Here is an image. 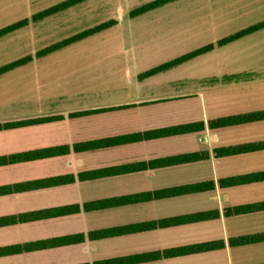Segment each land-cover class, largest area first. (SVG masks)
I'll use <instances>...</instances> for the list:
<instances>
[{
	"label": "crops",
	"instance_id": "1",
	"mask_svg": "<svg viewBox=\"0 0 264 264\" xmlns=\"http://www.w3.org/2000/svg\"><path fill=\"white\" fill-rule=\"evenodd\" d=\"M240 39L145 78L169 60L1 73L0 264H264V49L222 58Z\"/></svg>",
	"mask_w": 264,
	"mask_h": 264
},
{
	"label": "rangeland",
	"instance_id": "2",
	"mask_svg": "<svg viewBox=\"0 0 264 264\" xmlns=\"http://www.w3.org/2000/svg\"><path fill=\"white\" fill-rule=\"evenodd\" d=\"M65 1L0 0V30L28 20L26 26L0 37V66L27 60L18 66L26 67L25 73L29 68L32 74L45 75L46 70L54 69V74L61 75L67 73L62 65L77 67L78 61L127 58L126 52L133 48L141 50L144 57L147 54L151 62L172 61L264 21V0H177L138 16L131 13L155 0H88L32 22L35 14ZM103 24L108 27L38 56L48 47ZM261 48L263 52L264 30L238 40L222 58L234 60L237 49L243 51L237 58H242ZM205 58L204 54L199 59Z\"/></svg>",
	"mask_w": 264,
	"mask_h": 264
},
{
	"label": "trees",
	"instance_id": "3",
	"mask_svg": "<svg viewBox=\"0 0 264 264\" xmlns=\"http://www.w3.org/2000/svg\"><path fill=\"white\" fill-rule=\"evenodd\" d=\"M85 1H88V0H68V1H65V2H62V3H59L57 5H54L48 9H45L37 14H35L31 20L32 22H39V21H42L48 17H51L57 13H60V12H63L71 7H74L76 5H79ZM174 1H177V0H155L151 3H148V4H145L143 5L142 7L134 10L131 14L132 16H138V15H141V14H144L146 12H149V11H152L156 8H159L163 5H166L168 3H171V2H174ZM28 24V20H22V21H19L15 24H12L10 26H7L3 29L0 30V37L1 36H4V35H7L11 32H14V31H17L19 29H21L22 27L26 26ZM108 26L103 24V25H100V26H97L96 28L90 30V31H87L83 34H80L79 36L77 37H74V38H71V39H68V40H65L64 42H61L59 43L58 45H54V46H51V47H48L46 48L45 50H42L41 52L38 53V56H44L48 53H50L51 51L55 50V49H59V48H62L64 47L65 45L67 44H70L74 41H77V40H80L82 38H85L87 36H90L92 35L93 33H96L98 31H101L103 29H106ZM264 28V21L263 22H260L258 24H255L253 26H250L248 28H245L243 30H240L232 35H229L225 38H222L221 40H219L217 42V46H223L225 44H228V43H231L237 39H240L242 37H245L247 35H250L256 31H259L261 29ZM213 49V45H207V46H204L202 48H199L197 50H194L192 52H189L181 57H178L172 61H169L167 63H164L158 67H155L143 74H141L139 77L140 78H145V77H148V76H152V75H155L157 73H160V72H163V71H166L170 68H173L175 66H178L182 63H185L193 58H196L200 55H203L209 51H211ZM27 60H22V61H17V62H14L12 64H9V65H6L2 68H0V74L3 73V72H6V71H9L15 67H18V66H21L23 65Z\"/></svg>",
	"mask_w": 264,
	"mask_h": 264
}]
</instances>
